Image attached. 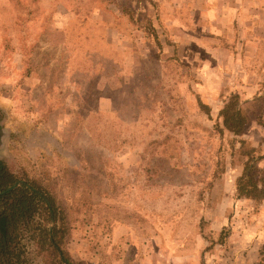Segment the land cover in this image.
Segmentation results:
<instances>
[{
  "label": "rangeland",
  "instance_id": "374dc122",
  "mask_svg": "<svg viewBox=\"0 0 264 264\" xmlns=\"http://www.w3.org/2000/svg\"><path fill=\"white\" fill-rule=\"evenodd\" d=\"M0 116V162L49 187L73 264L261 263L236 182L242 139L264 156V0H0Z\"/></svg>",
  "mask_w": 264,
  "mask_h": 264
},
{
  "label": "trees",
  "instance_id": "16d2710c",
  "mask_svg": "<svg viewBox=\"0 0 264 264\" xmlns=\"http://www.w3.org/2000/svg\"><path fill=\"white\" fill-rule=\"evenodd\" d=\"M219 118L224 129L237 137L250 123L236 92L220 110ZM246 144L245 140L240 141L241 154L247 161L236 182L237 198L262 204L264 170L258 172L257 164L264 156L257 157L254 148L246 150ZM68 232L66 213L49 187L0 162V264H32L33 246L45 255V264H73L64 248ZM261 255L260 264H264V252Z\"/></svg>",
  "mask_w": 264,
  "mask_h": 264
},
{
  "label": "flooded vegetation",
  "instance_id": "af4514ba",
  "mask_svg": "<svg viewBox=\"0 0 264 264\" xmlns=\"http://www.w3.org/2000/svg\"><path fill=\"white\" fill-rule=\"evenodd\" d=\"M1 137H2V132H1V126H0V139H1Z\"/></svg>",
  "mask_w": 264,
  "mask_h": 264
},
{
  "label": "water",
  "instance_id": "95a60500",
  "mask_svg": "<svg viewBox=\"0 0 264 264\" xmlns=\"http://www.w3.org/2000/svg\"><path fill=\"white\" fill-rule=\"evenodd\" d=\"M2 138H3V137H1V139H0V146L2 145Z\"/></svg>",
  "mask_w": 264,
  "mask_h": 264
},
{
  "label": "crops",
  "instance_id": "0c3cea01",
  "mask_svg": "<svg viewBox=\"0 0 264 264\" xmlns=\"http://www.w3.org/2000/svg\"><path fill=\"white\" fill-rule=\"evenodd\" d=\"M262 206H264V203H263V205Z\"/></svg>",
  "mask_w": 264,
  "mask_h": 264
}]
</instances>
